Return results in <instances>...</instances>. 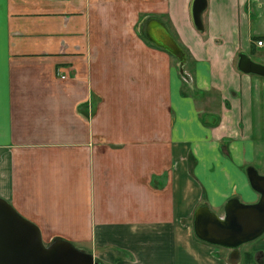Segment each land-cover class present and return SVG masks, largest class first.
<instances>
[{
    "label": "crops",
    "instance_id": "0c3cea01",
    "mask_svg": "<svg viewBox=\"0 0 264 264\" xmlns=\"http://www.w3.org/2000/svg\"><path fill=\"white\" fill-rule=\"evenodd\" d=\"M192 1L0 0V197L45 243L102 264L246 263L189 220L201 203L223 215L231 197L259 199L246 167L264 166V76L238 62L264 64V0H207L204 31ZM150 18L189 55L191 86L137 29Z\"/></svg>",
    "mask_w": 264,
    "mask_h": 264
},
{
    "label": "water",
    "instance_id": "95a60500",
    "mask_svg": "<svg viewBox=\"0 0 264 264\" xmlns=\"http://www.w3.org/2000/svg\"><path fill=\"white\" fill-rule=\"evenodd\" d=\"M207 5V0H193L191 4L193 23L199 31H204L202 16ZM141 32L150 42L177 57L184 69L186 51L163 21L147 19ZM238 68L244 73L264 76V64L256 62L245 52L239 55ZM246 174L251 188L259 194L257 201L246 203L237 196L231 197L224 206L223 215L213 211L207 203H201L193 219L194 235L198 239L229 249L232 255L239 257L242 245L264 235V174L254 165L247 167ZM0 264L102 263L95 260L93 253L62 237L46 244L40 227L0 197Z\"/></svg>",
    "mask_w": 264,
    "mask_h": 264
},
{
    "label": "rangeland",
    "instance_id": "374dc122",
    "mask_svg": "<svg viewBox=\"0 0 264 264\" xmlns=\"http://www.w3.org/2000/svg\"><path fill=\"white\" fill-rule=\"evenodd\" d=\"M141 26L142 25L139 22L138 25H137V29L141 30ZM175 61H176V58H175ZM183 68L184 69L181 68V71H180L181 74L180 75H181L182 81L184 82V85L187 88L188 87L187 84H189L188 80H191L190 76L192 75L193 72H192V70H190V67H189V69H186L185 66ZM190 83H192V82H190ZM189 86H191V84H189ZM260 128L264 131V121L261 123V127ZM193 167L194 166L192 165L191 170H193ZM257 168H258L260 173L264 174V166H259V167L257 166ZM246 169H247V167H246ZM196 170H197L196 176L199 177L200 182L203 184V187L205 188V198H206V195L208 193L210 194L212 192V188H213V185H214V184H211L212 178L214 177L213 174H212V171L216 170V169H212L211 168V163L208 162L207 164H204L202 167H197ZM194 175H195V173H194ZM155 182L156 181H153V183H155ZM197 207L198 206H196L195 208H197ZM193 219H194V217H192L191 220H189V225H191L192 227H193ZM46 244H48V243H46ZM215 247L216 248H220V247H217V246H215ZM254 247L258 248V250L264 249V235L261 236L260 238L256 239V240L252 241V242L246 243V245L241 247L242 248V251H241L242 256L246 260V263L244 262L245 264H250L249 262H252V261H253V263L256 262L257 255H259L261 253V252H258L256 250H254L253 249ZM245 250L251 252L250 257L246 256V253H245L246 251Z\"/></svg>",
    "mask_w": 264,
    "mask_h": 264
},
{
    "label": "built area",
    "instance_id": "2783aa9c",
    "mask_svg": "<svg viewBox=\"0 0 264 264\" xmlns=\"http://www.w3.org/2000/svg\"><path fill=\"white\" fill-rule=\"evenodd\" d=\"M257 44H258L259 46H262V45L264 44V41H263V40H259V41L257 42Z\"/></svg>",
    "mask_w": 264,
    "mask_h": 264
},
{
    "label": "flooded vegetation",
    "instance_id": "af4514ba",
    "mask_svg": "<svg viewBox=\"0 0 264 264\" xmlns=\"http://www.w3.org/2000/svg\"><path fill=\"white\" fill-rule=\"evenodd\" d=\"M244 245H246V244H244ZM244 245H242V246H244ZM242 246H241V247H242ZM241 247H240V250L242 251V248H241ZM254 250H255V249H254ZM245 251H246V250H245ZM245 253H246V256H247V255H248L249 253H251V252L246 251Z\"/></svg>",
    "mask_w": 264,
    "mask_h": 264
},
{
    "label": "trees",
    "instance_id": "16d2710c",
    "mask_svg": "<svg viewBox=\"0 0 264 264\" xmlns=\"http://www.w3.org/2000/svg\"><path fill=\"white\" fill-rule=\"evenodd\" d=\"M149 43L151 44V42H149ZM188 56H189V55H188ZM188 56H187V57H188ZM250 255H251V253H249L247 256L250 257Z\"/></svg>",
    "mask_w": 264,
    "mask_h": 264
}]
</instances>
